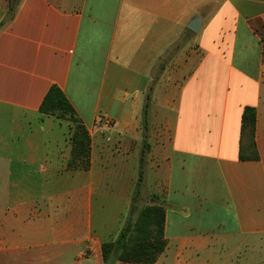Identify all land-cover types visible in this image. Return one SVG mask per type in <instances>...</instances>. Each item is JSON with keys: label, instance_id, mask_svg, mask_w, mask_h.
<instances>
[{"label": "crops", "instance_id": "1", "mask_svg": "<svg viewBox=\"0 0 264 264\" xmlns=\"http://www.w3.org/2000/svg\"><path fill=\"white\" fill-rule=\"evenodd\" d=\"M263 36L264 0H20L0 28V264H104L149 205L166 214L156 264L264 235ZM52 86L90 133L88 171L40 114ZM247 107L258 161L240 159Z\"/></svg>", "mask_w": 264, "mask_h": 264}, {"label": "trees", "instance_id": "2", "mask_svg": "<svg viewBox=\"0 0 264 264\" xmlns=\"http://www.w3.org/2000/svg\"><path fill=\"white\" fill-rule=\"evenodd\" d=\"M20 0H10L6 19L0 28L9 22ZM264 39V36H263ZM150 98L144 107V130H148V115ZM40 114L44 117L71 124L69 141L71 155L68 163L69 171H88L91 168V136L69 102L64 92L57 86H52L40 106ZM257 111L247 107L242 115L240 159L242 161H258L259 154L256 145ZM143 182V168L140 167L139 181L134 192V200L140 194ZM135 207L132 208L130 218L122 229L118 239L102 246L104 264H156L165 252L167 242L164 238L165 209L158 205L145 206L138 210V216L132 221Z\"/></svg>", "mask_w": 264, "mask_h": 264}, {"label": "rangeland", "instance_id": "3", "mask_svg": "<svg viewBox=\"0 0 264 264\" xmlns=\"http://www.w3.org/2000/svg\"><path fill=\"white\" fill-rule=\"evenodd\" d=\"M66 125L69 137V129L72 126L71 124ZM241 242L243 241L238 239L228 241L219 244L212 253H202L200 255L201 264H206L210 259L213 264H264V235L253 236L245 245ZM174 261V255L171 253L167 263L174 264Z\"/></svg>", "mask_w": 264, "mask_h": 264}, {"label": "water", "instance_id": "4", "mask_svg": "<svg viewBox=\"0 0 264 264\" xmlns=\"http://www.w3.org/2000/svg\"><path fill=\"white\" fill-rule=\"evenodd\" d=\"M200 24H201V19L196 18L192 21V23H190V25H188V29L193 32H198Z\"/></svg>", "mask_w": 264, "mask_h": 264}]
</instances>
